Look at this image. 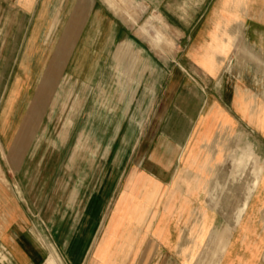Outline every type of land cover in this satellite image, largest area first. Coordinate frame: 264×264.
<instances>
[{
	"label": "crops",
	"instance_id": "1",
	"mask_svg": "<svg viewBox=\"0 0 264 264\" xmlns=\"http://www.w3.org/2000/svg\"><path fill=\"white\" fill-rule=\"evenodd\" d=\"M151 15L175 36L170 47L181 42L180 53L156 50L161 45L142 29ZM0 25V242L31 264L41 255L29 252L36 248L29 234L34 200L18 178L29 138L24 117L35 93L56 78L51 68L60 65V72L64 65L88 97L73 121L90 131H80L75 143L97 145L98 127L133 129L117 141L132 144L117 156L125 160L121 169L81 167L76 151L59 168L58 195L42 203L40 215L48 225L73 218L74 239L84 236L70 254L87 255L82 264H184L214 227L228 223L218 264L261 263L264 184L236 223L219 214L209 191L226 173L220 149L226 135L246 122L264 139L254 115L264 111V92L253 91L257 73L249 66L264 59V0H0ZM242 47L253 61L238 69L239 80L224 77V65ZM199 79L213 89L201 92ZM24 97L31 98L18 119ZM251 142L255 150L258 142ZM92 154L90 160L97 158ZM42 168L39 175H53V168ZM98 192L100 199L93 198ZM58 260L51 248L43 264Z\"/></svg>",
	"mask_w": 264,
	"mask_h": 264
},
{
	"label": "rangeland",
	"instance_id": "2",
	"mask_svg": "<svg viewBox=\"0 0 264 264\" xmlns=\"http://www.w3.org/2000/svg\"><path fill=\"white\" fill-rule=\"evenodd\" d=\"M145 18V25L142 26L143 32L147 38H150L152 43L157 46L161 45V47H156V50L161 51L163 55L170 50L177 51V53L181 52L182 47L179 41L177 47L175 45L170 47L175 36L168 30L166 25L161 23L154 15L146 16ZM0 27L2 28L0 29L1 36L3 26L0 25ZM253 59L252 52L243 47L237 48L236 57H233V59L224 65V77L232 80L238 78L237 80H239V77H243V75L238 72V69L248 66L249 63L247 61H253ZM250 65L252 67L251 71L257 73L255 79L257 84H255V80L252 82L253 91L257 93L264 92V59L258 58L256 62L250 63ZM59 66L55 65L53 69L51 68L56 78L50 79V82H47L42 90L39 89L40 91L35 93L33 99H31L27 115L24 117V120L28 123L27 128H24L26 132L25 136L29 138L26 140L27 143L24 145L23 156L19 161L20 176L18 178L25 184L26 194H30V197L34 200L33 205L37 206V202L40 203L38 207L33 206L31 201L29 203L32 205L31 211L34 223L32 226L29 225L31 226L29 234L32 236L33 243L36 246L35 250L32 249L29 252L31 255H34L36 251L41 253V255H36L33 264H43L51 248L58 255L59 264H82L87 258V255L80 253L76 255L70 254L73 251L74 244L81 243V237L84 236V233L77 234L78 238L74 239V233L71 229L74 227L75 221H73L72 217L66 215L63 223L48 225L42 222L43 220L40 215V211L45 205L44 203L53 200L58 195L56 185L59 177L57 174L59 168L61 169L65 164L66 157L71 152L76 151L83 155L80 161L81 167L89 168L92 166L94 168L98 167V169L112 170L116 169L115 167H118V169H121L122 166L124 167L125 160H118L117 156H125L128 152L132 151V144L128 146L117 142L121 140L123 135L133 136V129L130 128L113 127L104 133L105 129L98 127L97 139L99 143L97 145L75 143V141L80 140V131H83V133L90 131L89 127H80L81 122L73 121L74 110L79 109L80 105L85 103L84 98L87 99L88 97L84 96L81 91L80 80L70 78L72 77L71 75L66 72L64 73V65H62L63 67L59 72ZM241 80L246 83L250 82L249 79H245L246 81ZM194 81V83H198L199 90L203 93H208L211 91L210 89H213L212 83L211 85H207L205 80L199 79ZM30 98H23L20 107L22 112L18 119L23 116L22 114H24ZM254 115L256 117V124L259 127L262 126L264 124V111L259 110ZM73 124H76V127ZM65 125L67 126L65 127ZM64 138L66 143L59 145L58 141ZM101 138H103L104 142H100ZM226 138L228 140L224 141L222 147L220 146L221 151L227 154V161L222 166V169L226 173L223 177H215L209 191V201L217 207L220 215H225L236 223L242 217L252 193L260 184H264V159L257 155L264 156V139L259 132L252 131L246 122H243L236 132L226 135ZM251 140L258 142L255 150ZM59 148L61 149V154L59 156L60 159H57ZM91 152H93V156L97 155V158L92 157L94 160H90ZM42 167L44 168L43 171H47V168H53V175L50 177L39 175V170ZM68 178L70 177H66V181ZM89 178L90 176L83 177V184L80 187L81 192L77 191L78 195L80 192L82 199L89 194L86 188L87 182H85ZM116 178L114 181H116ZM45 183H47V186L42 191L43 184ZM34 195L38 196V198H33ZM100 196H102V192H98L97 197L94 196L93 198L100 199ZM231 203L236 204V207H230ZM66 210L68 211V209ZM98 222L96 224H100V221ZM229 232L230 224L228 223L214 227L209 233L207 241L202 243L198 249L190 251L184 264H218L219 258L226 247ZM29 261L27 257H24L23 260L21 257L15 255L9 247L0 242V264H31ZM55 264H57L56 261ZM260 264H264V255Z\"/></svg>",
	"mask_w": 264,
	"mask_h": 264
},
{
	"label": "bare ground",
	"instance_id": "3",
	"mask_svg": "<svg viewBox=\"0 0 264 264\" xmlns=\"http://www.w3.org/2000/svg\"><path fill=\"white\" fill-rule=\"evenodd\" d=\"M220 175V174H219Z\"/></svg>",
	"mask_w": 264,
	"mask_h": 264
}]
</instances>
